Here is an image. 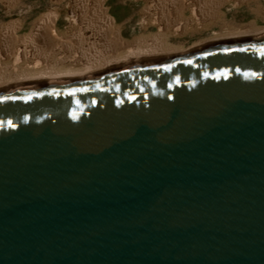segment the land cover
Segmentation results:
<instances>
[{"label":"water","instance_id":"obj_1","mask_svg":"<svg viewBox=\"0 0 264 264\" xmlns=\"http://www.w3.org/2000/svg\"><path fill=\"white\" fill-rule=\"evenodd\" d=\"M0 264H264V39L0 94Z\"/></svg>","mask_w":264,"mask_h":264},{"label":"bare ground","instance_id":"obj_2","mask_svg":"<svg viewBox=\"0 0 264 264\" xmlns=\"http://www.w3.org/2000/svg\"><path fill=\"white\" fill-rule=\"evenodd\" d=\"M136 1L142 2L138 12L142 34L133 39L120 34L104 7L106 0H48V10L36 15L24 33L18 31L26 25L32 7L21 10L19 20L0 21V94L98 77L226 42L264 39V24L258 25L264 23L263 0ZM0 2L9 17L24 5L23 0ZM228 4L246 6L255 18L229 20L222 11ZM206 30L214 32L188 48L170 44L171 37Z\"/></svg>","mask_w":264,"mask_h":264},{"label":"rangeland","instance_id":"obj_3","mask_svg":"<svg viewBox=\"0 0 264 264\" xmlns=\"http://www.w3.org/2000/svg\"><path fill=\"white\" fill-rule=\"evenodd\" d=\"M23 2L24 5L20 8H16L13 11V15L11 17L6 15V9L4 5L0 2V21L5 22H8L12 19L19 20L21 17L20 15H22L26 11V8L28 9L29 7H32L31 16L27 20L26 25L22 26L19 29L18 32L20 33H24L27 31L30 21L33 20L36 15H38L40 12H45L48 10V0H23ZM141 5L142 2L136 0H106V2H104V7H106L108 10V15L114 19L115 25L118 27L120 34L127 39H133L134 37L140 36L142 34L141 25L139 21L140 17L138 14ZM21 10H24V12L22 13ZM222 11L227 14L229 20L237 19L238 21L249 22L251 21V19L253 20L255 18L246 6L235 7L232 4H228L222 8ZM263 24L264 23L262 21H258V25ZM63 25L64 21H60L59 26L63 27ZM217 28L218 27H215L216 30ZM151 30L155 31V28L151 27ZM213 32V30H206L202 34L196 33L193 35L191 33H184L181 37H171L170 44L177 46L183 45L188 48L201 37H209L213 34Z\"/></svg>","mask_w":264,"mask_h":264}]
</instances>
